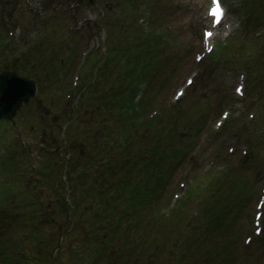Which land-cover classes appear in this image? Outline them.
I'll return each instance as SVG.
<instances>
[{
    "label": "rangeland",
    "instance_id": "1",
    "mask_svg": "<svg viewBox=\"0 0 264 264\" xmlns=\"http://www.w3.org/2000/svg\"><path fill=\"white\" fill-rule=\"evenodd\" d=\"M6 1L9 4H6ZM209 2L210 0H93L92 3L88 0H82L81 3L80 0H0V37L2 34L4 38L0 41V64L6 60L10 67L3 66V68H18L23 64L26 68H31L34 63H37L44 67L42 73L45 77L44 80H46V82H43L44 80L38 81L39 96L36 102L34 101L36 108H34L33 121L35 126L32 129H30L29 124L23 126L24 133H22L17 125L11 126L9 124L7 125L9 132L3 135L5 137L4 143L0 141V147L9 148V151L14 152L10 153L11 162L15 160L17 163L22 158L24 160L23 164H18L15 171L8 173L9 167H7L6 173L0 174V182L8 173L3 180L4 183H14L15 190L29 188V191L33 193L31 200L40 201L42 225L38 224L33 228L28 227L26 230L17 233H0V240L6 243L3 249H8L11 246L12 251L18 254V247L25 244L24 238L38 229H41L46 236L49 233L56 234L54 229L57 227L63 228V231L67 233L71 232V228L66 230L68 223H66L65 217L63 218L59 213L61 197H49L38 183L43 181L42 176L38 175L39 169H42L43 166L47 167L51 163V161L47 162L48 156L57 159L58 165L53 166L56 182L59 179L58 176H64L66 170L64 165L70 157V154L67 155L68 151L79 153L78 149L84 148L86 149L84 156H97V161H99L102 157L96 153L103 149L105 151L103 155L110 158V163L107 165V173L109 174L107 183L111 184V188L108 190V194L111 195V201L115 202L117 207L114 209L115 211L111 205L107 209L104 208L98 193L93 188L87 189L85 192L82 191L83 186L90 187V177L86 179L77 174V178L72 179V182H75L77 197L80 200L77 206V213L80 217L86 215V212L84 215L80 214L82 210L85 211V208L87 213L93 216L102 209L107 212L106 216H104V211L100 212L99 215L103 217L102 219L93 218L85 226H82L80 222L78 223V230L73 234L70 233L71 235L68 236L66 242L65 240L63 242L61 252L64 256V263L99 264L105 258L108 260L106 264H149V246L156 242L155 240L150 242V239L153 238L151 235H159V228L163 230V233L166 232L167 218L152 217V212L147 210L146 206H144L146 208L144 213L136 212L135 209H138V205L128 203L125 200V194L131 193V190L137 187L141 188L142 179L155 174L152 169L147 170V163L152 156L153 145L157 143V139L155 134L151 132L144 134L142 130L138 133H121L120 131L127 125V123L124 125V113L127 112L130 123L125 130L137 129L143 123L144 115L150 114L154 107L162 105L164 109H170L171 104L176 101L177 88L186 86L184 81L187 75L195 72L197 73V81L188 89L182 103L185 108H189L188 118L190 120L193 121L199 116L203 119L199 134L200 141L193 148L187 150V156L184 159L179 160L175 167L165 173L159 185H157L155 177L151 178L150 184H156L157 193L162 199L158 201L161 210L163 213H169L171 210L168 208V199L170 200L172 197V202H174V193H181L180 199L184 198L189 188H182L180 181L186 178L187 169L192 167L195 161H201L197 168L198 181L196 183L195 179L193 182L196 183L200 191H203L202 183L210 180L212 175L217 173H221V178L225 181H228V177H243L250 182L251 187L247 191L249 195H245L246 203L237 209L239 219L235 222L231 217L222 218L223 223L210 232L202 245L205 255L214 244L218 245L221 250L218 252L217 258L223 259L221 264H248L244 238L252 228L254 205L260 188L264 185V175H257V170L260 168L264 170V136L261 131H258L259 134L256 138L260 139V142L258 145H253L252 153L250 142L243 137L242 133L246 129L245 123L249 125L248 121L253 113L252 110H256L254 106L262 94L257 92L259 91L258 88L253 93L248 91L245 97L236 93L235 86L239 83L240 73L243 72L240 69L243 66V61L240 59L241 54L231 53V55L221 57L208 68H204L203 63H197L193 59L195 51L202 49V46L193 37L192 28L200 20L206 18V8ZM230 3L232 7L229 10V18L235 23H240L241 20L245 19L247 12L252 9L251 5L241 4L240 0L237 3L232 1ZM250 3H256L259 10H264V0H250ZM186 4L188 5L186 6ZM146 7L153 10V17L148 20L146 17L150 13ZM139 18L146 19L141 23ZM248 19L251 24L246 26L244 32H240V27H238L232 29L230 36L236 34L242 37L250 34L246 43H251L253 40L251 44L254 45L257 43L255 40L257 32L260 33L264 30V15L261 14V19L255 15L249 16ZM8 22L18 23V27L15 26L17 28L16 36L11 34L14 36L15 42L9 40L8 31L4 28ZM135 24L143 27V29H135L138 28ZM237 41L238 43L241 42V40ZM127 45L131 48L130 55L134 56L138 64L144 62L148 56L158 58L160 63L164 61L165 67L151 73L149 82H139L137 78H133L131 82L127 80L123 83L125 89L126 87H138L136 97H151L155 102L149 103L148 106L147 103L144 104L147 109L143 115L139 112L140 104L131 96L125 102L124 108L121 102L112 95L107 96L111 106L106 115L105 113L93 114L99 101L106 102L101 91V85L106 78L99 82L97 88L88 85L98 61L95 59L93 66L83 68L84 54L87 53L86 57L95 54L99 60L103 58L105 51L107 58L109 48L115 49L116 46L122 52ZM8 48L11 50L9 51ZM70 48L71 50H69ZM6 49L10 52L8 57L6 56ZM111 64L114 63L111 62ZM252 64L254 65L253 62ZM173 65H177V68L162 89L159 87V83L166 79L165 72L172 69ZM154 67L155 60L148 59L144 74L150 73ZM252 72L260 75L259 69L251 67V70L248 71V81ZM76 74H80V83L77 86H75L74 81ZM91 88L95 91L92 92ZM69 94L72 97L68 99L67 95ZM153 94L156 98L153 97ZM251 97L253 98L250 99ZM63 98L71 100L68 111L62 107ZM53 100L57 104L56 106H51ZM59 104L61 105L59 106ZM206 106L208 108L205 113ZM44 110L47 113L56 112L59 121V124H56V128L51 130L48 136V127L45 126L51 123L45 120ZM224 110L231 112V118L240 114L239 116L243 119L241 120L240 117L235 119L234 128L225 129L230 120L228 119L219 131L215 127V123L217 119H222ZM40 113L44 116H41ZM118 113L121 114L118 115ZM36 114L41 124L37 122ZM72 122L77 123L76 129H71L70 124ZM66 126H69L68 132L71 133L70 142L62 145V140H54V137L57 138L58 134L62 136L61 131H64ZM105 126H107V132ZM86 132L102 138L103 146L101 144L94 145L92 138L84 136ZM74 134L77 135L74 136ZM215 140L221 148L225 147V154L218 158V166L214 167L210 174H206L209 160L215 155L213 147ZM42 142L45 144L44 154L39 151V148L44 147ZM60 143L61 147L55 148L60 146ZM90 144L91 148H89ZM23 145L27 147V151L24 153L21 148ZM226 146L229 147L230 152L231 148L237 150L238 155L228 156ZM133 147L139 148L138 157L131 155ZM53 148L55 150H52ZM243 149H249L251 155H244ZM113 150L116 151L117 158L121 160V164L118 166L112 162ZM1 151L2 148L0 153ZM157 152V157L164 166L173 158V155L168 156L167 152H163L162 146L157 149ZM83 163H86L85 166L93 164L87 163L86 160ZM22 165L25 166L23 170H21ZM137 168L140 169L139 173H137ZM120 177L125 179V187L121 191H117L114 183ZM240 185V183L239 186L236 183L234 185L237 194H239ZM94 187L95 190L101 187L104 189V184L97 183ZM147 189L149 190V188ZM93 191L97 196L95 202H92L94 197H91ZM219 193L221 200H227L224 186L221 187ZM153 197L158 200V196L154 195ZM146 202H149L150 206L153 204L150 200ZM12 203L16 204L15 201ZM191 203L193 204V201ZM172 206H174L173 203L170 207ZM192 207L189 204L185 208L188 216ZM220 207L217 206L215 209ZM55 210H57L56 215L52 214V211ZM130 210L134 211L133 215L129 214ZM211 210L209 209L208 212ZM3 211L6 216L20 215L25 219L31 216L29 208L13 211L4 209ZM118 216H121L119 227H111L109 232L110 225L107 223L113 221V217ZM136 219L137 224L135 223ZM222 219L220 218V220ZM94 222L101 224L99 229L92 227ZM103 233L110 236V240L105 243L102 237ZM57 235L55 241L48 242L46 239L50 254L54 253L57 243L60 241V234ZM185 235L186 233L183 236ZM177 237H182L179 229L173 231L172 243ZM133 238L138 239L139 244L137 246L131 245ZM232 239L233 241H231ZM208 246L210 250L206 251ZM259 254L264 257V235L253 245L251 258L254 262L261 257ZM215 258L211 255L205 264H218ZM199 262L202 263L201 261L185 263L181 260L174 264H197ZM156 264H165V262L159 260Z\"/></svg>",
    "mask_w": 264,
    "mask_h": 264
},
{
    "label": "trees",
    "instance_id": "2",
    "mask_svg": "<svg viewBox=\"0 0 264 264\" xmlns=\"http://www.w3.org/2000/svg\"><path fill=\"white\" fill-rule=\"evenodd\" d=\"M104 111H106L105 109V104L103 103L101 105V110L98 112V113H103ZM166 112H168V110L166 109ZM169 116H173L172 113H169ZM187 116V111L186 110H180V109H177L176 112L174 113V117L176 118V122L177 123H180L181 121L184 122L185 121V118ZM188 130L191 132V133H196L198 130H199V126L196 125V123L193 125V126H190L188 128ZM84 136L86 138H91L92 135L90 132H86L84 134ZM99 140V139H98ZM99 144H101L103 146V141H100ZM172 147H167V151H170ZM86 152V150L84 151V153ZM176 152H178V148L176 149ZM96 155L98 156H102V149L99 150ZM87 163L91 162V163H95L98 159H97V156H92V155H88V157H85L84 154L80 155L79 157H76V155H74V160L73 162L71 163L69 169H68V174H69V179L72 181V179L75 177L77 178V172L78 170L80 169V172L78 173V175L80 177H85L86 179H88V177L91 178V181H92V165L89 166V164L87 166H85L86 163H83V161H85ZM10 164V163H9ZM74 173H76V175H74ZM108 173L105 172L104 170L103 171H100L99 172V175L97 177H95L92 181V185H95L97 183H103L104 185H107V177H108ZM155 178L157 180V183L161 181L162 179V173L161 171H158L155 175ZM116 185V188H117V191H121L124 187H125V179L120 177L118 178L115 183ZM72 186V189L70 190L71 194L73 195H77V189L75 187V182H72L71 184ZM145 187H149V184H146L144 185ZM91 187L89 188H84L82 187V191H86L87 189H90ZM48 189L50 190H53V191H56L58 192L59 194H62V189L60 186H57L54 182H52L51 180H49L48 182ZM23 191L24 189H22V192H21V199H24L23 198ZM155 191V190H154ZM7 192V187L3 186V187H0V205H1V202H2V198H3V195L4 193ZM26 192V191H25ZM106 189H103L102 187L97 189L96 190V193H98L99 195V200H101L102 204H104V198L106 196ZM156 192V191H155ZM150 194H153V191H150L149 194H144L143 191H141L140 188H136V189H133L131 190V193L129 195V198H130V201L131 202H144V206H146L147 208H150L149 205L146 203V201L149 199V196ZM109 198V197H108ZM146 200V201H145ZM72 201L73 203L75 204H78L80 203V200L78 198H74L72 197ZM96 199L93 198L92 199V202H95ZM108 202H111V198L108 199ZM74 204V205H75ZM138 204V203H136ZM109 205V203H108ZM106 207V205H104ZM63 209H66V208H70V205L67 203V202H63V206H62ZM156 211H154L152 214H155ZM74 221L75 223L77 224L78 221L76 220V215L74 214ZM135 223L137 224V219L135 221ZM120 224V222H119ZM110 238V236H107L104 241L106 239Z\"/></svg>",
    "mask_w": 264,
    "mask_h": 264
},
{
    "label": "water",
    "instance_id": "3",
    "mask_svg": "<svg viewBox=\"0 0 264 264\" xmlns=\"http://www.w3.org/2000/svg\"><path fill=\"white\" fill-rule=\"evenodd\" d=\"M36 92L35 82L22 78L16 71L0 74V117L12 119L24 101Z\"/></svg>",
    "mask_w": 264,
    "mask_h": 264
},
{
    "label": "snow or ice",
    "instance_id": "4",
    "mask_svg": "<svg viewBox=\"0 0 264 264\" xmlns=\"http://www.w3.org/2000/svg\"><path fill=\"white\" fill-rule=\"evenodd\" d=\"M215 7L212 9L211 15H213L216 18V23L220 22V18L223 15V10L221 7L222 0H214ZM207 36H211L212 33L208 32L206 33ZM191 83V81H189Z\"/></svg>",
    "mask_w": 264,
    "mask_h": 264
}]
</instances>
